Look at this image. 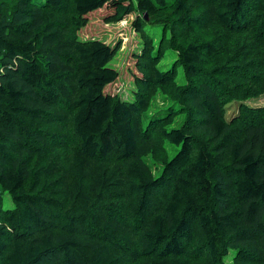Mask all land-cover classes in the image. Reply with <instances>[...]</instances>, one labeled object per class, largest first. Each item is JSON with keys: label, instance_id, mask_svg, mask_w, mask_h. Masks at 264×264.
<instances>
[{"label": "trees", "instance_id": "obj_1", "mask_svg": "<svg viewBox=\"0 0 264 264\" xmlns=\"http://www.w3.org/2000/svg\"><path fill=\"white\" fill-rule=\"evenodd\" d=\"M103 9L105 22L136 13V31L169 30L171 70L188 81L174 94L178 128L142 127L143 98L105 93L114 50L76 35ZM222 62L238 67L237 92L209 78ZM263 93L264 0H0V264H115L110 251L135 264H224L229 251L232 264H264V109L224 119L229 101ZM150 129L173 148L154 157L157 177L138 161Z\"/></svg>", "mask_w": 264, "mask_h": 264}, {"label": "rangeland", "instance_id": "obj_2", "mask_svg": "<svg viewBox=\"0 0 264 264\" xmlns=\"http://www.w3.org/2000/svg\"><path fill=\"white\" fill-rule=\"evenodd\" d=\"M7 1V0H5ZM110 13L106 9L98 11L88 16V23L77 33V37L81 41L89 39H98L109 45L114 50V55L110 61V66L118 72L116 81L105 88V93L118 98L124 102H135L139 98H143L144 111L140 114L143 119L142 127L148 124L149 119H160V127L164 123H169L166 128H178L184 120V114L179 110L182 107L174 99V94L180 89L187 87L188 81L180 66L174 68L177 59V51L166 46L167 39L170 38V32L163 25L145 24L142 32L136 31L132 23L137 19V14L132 13L121 21L105 22L104 18ZM211 26L210 28H213ZM147 57L153 58L149 61ZM210 74V79H216L220 82V90L228 88L232 92L229 85L231 72H238V67L234 63L222 62L218 64ZM208 69L205 65V69ZM165 73L172 71L173 80L167 84H157L154 81V72ZM204 76V75H203ZM208 76H204L208 78ZM237 83V82H234ZM262 92V88L256 86L254 93ZM239 93V92H238ZM172 107V111L166 114V111ZM250 109H264V93L252 98L232 99L224 107V119L230 122L242 113L243 115ZM158 125L153 126L156 129ZM149 131V137L145 139L140 135V151L142 155L138 161L145 164L147 171L153 177H157L161 171L160 161H155L154 157L164 155L172 151V147L158 136V130L152 133ZM147 153V154H146ZM62 159L66 158V152L61 151ZM3 207L11 206L10 201L4 197ZM232 252L229 251L224 259V264H232ZM109 256L116 258L115 264H135L113 254L111 251ZM125 259V260H124ZM247 259H250L247 258ZM257 256L247 261L245 264H257Z\"/></svg>", "mask_w": 264, "mask_h": 264}, {"label": "water", "instance_id": "obj_3", "mask_svg": "<svg viewBox=\"0 0 264 264\" xmlns=\"http://www.w3.org/2000/svg\"><path fill=\"white\" fill-rule=\"evenodd\" d=\"M145 19H147V16L145 15Z\"/></svg>", "mask_w": 264, "mask_h": 264}]
</instances>
